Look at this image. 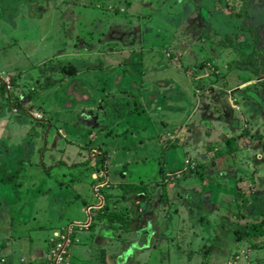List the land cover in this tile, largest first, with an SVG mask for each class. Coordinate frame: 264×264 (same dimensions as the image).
Here are the masks:
<instances>
[{"label":"rangeland","instance_id":"rangeland-1","mask_svg":"<svg viewBox=\"0 0 264 264\" xmlns=\"http://www.w3.org/2000/svg\"><path fill=\"white\" fill-rule=\"evenodd\" d=\"M6 1L17 3L5 9ZM75 1L90 6L100 2L103 9L119 14L103 15L108 19L91 27L94 34L82 24L84 39L78 43L69 34L66 51L76 57L48 61L54 59L52 40H42L38 23L44 10L40 5L29 8L40 49L30 50L27 57L25 47L14 51L20 54L13 68L7 61L10 17L26 1L0 0V13L6 10L0 29V124L8 131L13 128L18 140L17 147L9 141L8 153L7 132L0 136L3 175L26 168L36 182L34 198L53 211L67 207L70 218L62 222L68 223L81 208L87 213L105 208L106 194L100 189L109 182L106 167L71 181L60 175L63 156L49 144L59 139L71 159L85 146L88 158L109 159L114 171L124 173L123 182L144 185L126 198L117 194L119 187L113 190L115 200L128 208L127 219L135 217L117 228L121 235L114 242V264H165L161 253L155 260L150 253L140 261L134 255L152 245L143 237L150 229L172 232L178 248L174 264H264V235H248L250 226L264 218V0H112L111 6L107 0ZM50 4L53 13L56 3ZM141 39H153L156 45L142 51ZM43 44L49 45L47 51ZM108 58L115 68L105 66ZM65 66L75 67V72ZM120 70L131 71L128 83L118 87L126 90L124 98L104 96L110 74ZM138 170L142 178L136 177ZM8 196L1 190L0 204L11 210L14 201ZM114 204L109 210L116 213ZM139 241L142 247L136 246ZM55 250L56 244L50 264L76 263L69 252L66 260L56 262Z\"/></svg>","mask_w":264,"mask_h":264},{"label":"crops","instance_id":"crops-1","mask_svg":"<svg viewBox=\"0 0 264 264\" xmlns=\"http://www.w3.org/2000/svg\"><path fill=\"white\" fill-rule=\"evenodd\" d=\"M23 1L26 2H22L21 6H16V8L20 9L21 11L10 17L11 22H10V28L8 29V31L11 32V38L9 39L8 42L9 46H7V48L10 50L11 56L8 57L7 61L10 64H12L13 68L17 67V65H15L14 63L16 54L17 56L18 54H20V53L15 54L14 51H17L19 48L21 49L25 47L27 53L25 57H27L30 50L34 51L36 48L40 49V47H36L34 43L36 39V34H35L36 30H35L33 16L31 18L28 14L30 12L29 8L33 10L36 5L37 6L40 5V1H38L37 3L35 2V0H23ZM48 1L50 3L51 2L56 3L54 4L53 13H49L48 11V6L52 5ZM91 1L94 2L95 0H90V2ZM107 1L109 2V6H111L110 4L112 5L114 4L112 0H107ZM41 2L44 3V0H42ZM45 2L46 5L48 6L42 7L40 5V7L43 8L44 12L39 13L38 16H40V19L38 23L40 24L39 28L41 29L40 31L42 34V40L44 42L48 40H52V42L49 45L51 46V53L54 59L52 57H49L48 61L56 60V59L59 60L67 59L69 57H76L74 51L73 52L66 51L67 50L66 45L69 42L68 41L69 34L71 35L70 37L72 43H75L76 41L78 43L80 40L84 39L82 37V35L84 34V31L82 30L81 27L82 24L85 23L84 26L85 29L88 28L86 29L88 33L92 32V34H94L93 28L99 27L100 23H104V21L108 19L106 18L105 20H103L104 18H102V16L108 12L111 13V11H108L107 9H103V5L100 4V2H97L96 5H92V6L85 4L83 5L78 4L75 0H72L70 3L67 0L64 1L45 0ZM5 3H6L5 4V9H6V6L7 7L8 5L15 6L17 2L6 1ZM3 5L4 4H2L1 7H4ZM5 9L4 10L1 9L0 29H3L2 20L4 18H2V12L4 15H6ZM36 9H38V7ZM77 11L80 13H78ZM82 13L89 15L81 19L79 16H81ZM118 14L119 13H116L115 15L112 14L113 15L112 17L114 18ZM120 18L121 17H118L116 20H119ZM89 22H91V25H89ZM122 24L124 27L130 25L128 23L124 24L123 22ZM261 32H264V28L261 29ZM261 39H262L261 51L264 54V36ZM152 40H146V41L142 40V45H143L142 51H144L145 48L148 49L150 44L151 46L156 45V43L152 42ZM0 41L2 42V37H0ZM49 45L43 44L45 51H47ZM130 50L136 51L133 48H131ZM109 61L110 64H105V66L106 67L109 66L110 69L111 67L115 68L113 59H109ZM31 64L35 65V62ZM31 64L28 65L23 64V65L29 66ZM127 71L123 72L120 70V72H116L115 75H113L112 73L110 74V76L108 75L111 78V80L108 91L106 92V96L112 95L114 96V99L124 98V94L126 90L118 89V87L120 85H124L125 83H128L129 79H127L128 76ZM130 80L136 82V80L134 79L130 78ZM24 121H26V119H24ZM18 124L19 127L20 125H22L20 121ZM15 130L17 131L19 136L23 135V133L19 131L20 129L18 130L17 128ZM3 132H7L6 135L4 136H7L9 139L7 142L8 153L12 152L11 147L9 145V141L10 143H12L11 144L12 147L18 146V142H17L18 140L17 139L14 140L13 138L14 130L13 128L9 127V131H8L7 129H4L2 127V124H0V136L1 134H3ZM53 144L51 145L50 143L49 146H57L58 154L63 156L62 160H59V165H60L59 169H61L60 175L62 177H67L71 181H75L76 179L83 177L86 174L92 177V173H95L98 170L100 171V169L102 170L104 167H106L104 169L106 170L109 182L104 181L100 189V191H102L100 192V194H106V198H107L106 205L103 207L109 209L110 206L115 205L114 204L115 201V203L118 205V210L116 211V213L110 210L109 211L113 213L112 217L114 218L119 217V219L117 221L115 219L114 222H111L109 217L107 219H99L98 215L102 213L105 208L102 210H100V208H94L93 210L95 211H91V213L95 216L91 220L90 219L91 213L90 212L87 213L81 208V206H78L79 208H81V210H79V212H76V214L74 213L75 214L74 219L69 221L68 223H65L64 221L62 222V219L68 220L70 218L68 215H66L69 209L66 207V210L63 211V208L61 207L59 211H53L50 205L48 206L45 202H42V200L39 198L35 199L34 198L35 195L32 194V191H34V186L36 182L35 179H33L32 174H29L28 172L25 173L26 168H24L25 169L24 170L21 167H17L12 171L11 175L7 177L3 175V173L1 172L2 168H0V194H1V190H3V192L9 195L8 197L10 198V201L11 202L14 201L11 210L4 209L7 207L5 202H3V204H0V208L2 207V209L0 210V229H1L0 230V264H50L51 255L49 254L52 247L56 244L57 241L60 240L59 235L61 233L67 234L69 231H71L69 233L71 242L66 246V249H68L69 256L72 257L71 258L72 261L74 262L75 260L76 263L74 264H86L84 260L86 261L89 260L91 263L94 259H103L101 264H107V263L114 264L116 261L115 260L116 252H118L117 251L118 249L114 248V242H116L117 238H119V236L121 235L120 232L117 230V228H120L122 226L119 225L122 222L131 223V220L135 221V217L127 219L126 210L128 208L122 206L120 204L121 201L119 199L115 200L116 195L114 194L113 190L115 189V187H119L120 192L117 194H119V196H122L123 198H126L127 196H130L132 194L135 195V193L138 192L136 189H138V187L141 186L137 185L135 186L136 189H134L133 186L134 183L123 182L124 173H121L119 170L114 171L112 169L113 164L109 165V163H111L109 159L106 158L103 159V157L93 158V159L88 158L90 157V155L88 156L86 154L87 150L84 149L85 146H82L81 150H77L76 157L71 159L72 156H69L70 158L66 156L67 154L70 155L67 146H65L64 144L60 145L59 139L56 140ZM84 154H85L84 156L85 158L76 159L77 157H82ZM66 157H68V159ZM75 159L77 161L73 162V160ZM29 161L31 160H28V163L31 164V162ZM65 162H69V164L64 166L63 163ZM82 163H89V164L87 166H84ZM117 172H119V174H115ZM134 173L136 177L139 176L140 178H142L141 176L143 174L141 173V171L138 170L135 171ZM112 178H115L117 180L119 179L121 183L118 185L114 180H112ZM131 179L137 180L134 178ZM13 180L16 181L12 183ZM29 184H31L30 187H27V185ZM22 186H25V188L24 190L21 191L19 190V188ZM145 186L147 187V184H145ZM40 190L41 189H38L39 194H40ZM24 195L28 196V198L25 199ZM102 205L103 203L101 205H97L96 207ZM130 211L133 212L132 210ZM138 211L139 209L137 208V212ZM1 212H5L2 214H7V215H1ZM2 221H6V224H2ZM71 223H73V225L71 226L70 230L69 231L66 230L67 227L71 225ZM135 224L136 223H134V225ZM134 225L130 224V228L132 229ZM78 226L79 227L81 226L82 228H77ZM78 231L80 232L83 231V233H79ZM112 232H114V236L110 235V233ZM146 233H149V235L147 236ZM55 234H58L56 238L51 237L54 236ZM77 235L79 237H83V242L81 243H79L80 241L76 242L75 239ZM143 237L144 240L151 242L152 245L148 246L147 248L145 247L144 249L141 248V250L143 249L142 253L138 252L134 254L136 256V259H138V261H140L141 255L143 257L146 253H150V256L154 260L156 259L157 255L161 253L160 257L161 259L163 258L166 261L165 264H174V251L176 252L178 248L176 246V248L174 249V243L176 244V241L173 239L174 235L172 234V232L170 234H165V232L162 229L160 230L150 229L148 231H145V236ZM122 240H125V238H123ZM140 242L141 241H139L138 244H136V246L142 247V245H140ZM155 261L154 264H162V263H157Z\"/></svg>","mask_w":264,"mask_h":264},{"label":"trees","instance_id":"trees-1","mask_svg":"<svg viewBox=\"0 0 264 264\" xmlns=\"http://www.w3.org/2000/svg\"><path fill=\"white\" fill-rule=\"evenodd\" d=\"M99 8H101V7H99ZM66 68H67V70H70L72 72H75V69H76L73 66H65L64 69L66 70ZM115 85H117V84H115ZM103 91H106V89H103ZM104 96H106V92H105V95ZM133 186L135 187L136 185H133ZM140 186L141 187H144V185H140ZM91 214H90V219L92 220L95 215H93V214L91 215ZM112 216H113V213L110 212L109 209H107V208H105L103 210V212L98 215L99 219H107L109 217V219H110L111 222H114L115 219H116V221L119 219V217L114 218ZM77 228H79V226ZM255 233H259V235H264V218L262 219V221L257 222V223H254L252 226H250L249 231H248V235L251 237Z\"/></svg>","mask_w":264,"mask_h":264},{"label":"built area","instance_id":"built-area-1","mask_svg":"<svg viewBox=\"0 0 264 264\" xmlns=\"http://www.w3.org/2000/svg\"><path fill=\"white\" fill-rule=\"evenodd\" d=\"M79 228H82V227H79ZM70 232L71 231H69L65 235H62V237L60 238L61 241L59 240L56 243V250L54 251L53 255H54L55 261L58 263L62 262L63 260H66V254L68 253V249H66V246L70 244L71 242V239L69 237ZM75 240L80 241L79 236H77Z\"/></svg>","mask_w":264,"mask_h":264},{"label":"clouds","instance_id":"clouds-1","mask_svg":"<svg viewBox=\"0 0 264 264\" xmlns=\"http://www.w3.org/2000/svg\"><path fill=\"white\" fill-rule=\"evenodd\" d=\"M77 234H78V232H77ZM78 236V235H77ZM80 238V237H79ZM76 242H79V241H76Z\"/></svg>","mask_w":264,"mask_h":264}]
</instances>
